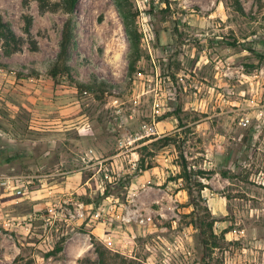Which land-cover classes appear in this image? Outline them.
Here are the masks:
<instances>
[{
  "label": "rangeland",
  "instance_id": "rangeland-1",
  "mask_svg": "<svg viewBox=\"0 0 264 264\" xmlns=\"http://www.w3.org/2000/svg\"><path fill=\"white\" fill-rule=\"evenodd\" d=\"M0 16V264L99 248L264 264V0H0ZM18 177L23 193L2 184Z\"/></svg>",
  "mask_w": 264,
  "mask_h": 264
},
{
  "label": "trees",
  "instance_id": "trees-1",
  "mask_svg": "<svg viewBox=\"0 0 264 264\" xmlns=\"http://www.w3.org/2000/svg\"><path fill=\"white\" fill-rule=\"evenodd\" d=\"M66 1V8L71 11L75 8L78 0H65ZM8 29V25L0 16V37L4 35L6 30ZM70 43V20H67L62 29V37L59 43V51L56 54L55 60L52 66L49 69V74L52 77H56L58 75H65L68 74L69 67L67 65L68 59V47ZM182 156V155H181ZM183 158V157H182ZM185 160V159H184ZM185 162V161H184ZM183 171L186 169V165L182 164ZM129 178V176H127ZM181 175H178V178ZM126 179L125 183L129 185V179ZM188 178H190L188 176ZM119 178L118 180H120ZM125 184V185H126ZM126 185V186H127ZM189 189V188H188ZM188 192H190L188 190ZM63 237H61L55 244L54 251H60L62 249L63 244ZM98 257L99 261L98 264H142L140 261H137L133 258H128L124 255L119 254L118 252L111 251L109 249H98Z\"/></svg>",
  "mask_w": 264,
  "mask_h": 264
},
{
  "label": "built area",
  "instance_id": "built-area-1",
  "mask_svg": "<svg viewBox=\"0 0 264 264\" xmlns=\"http://www.w3.org/2000/svg\"><path fill=\"white\" fill-rule=\"evenodd\" d=\"M2 184H4L5 186H12L13 190H15L16 193H23L24 189H25V184L23 183L21 177L18 178H6L3 179ZM54 212V209L52 207H48L46 208V212L44 214V219L46 221L51 220L52 214ZM11 220L7 219V224H10Z\"/></svg>",
  "mask_w": 264,
  "mask_h": 264
}]
</instances>
